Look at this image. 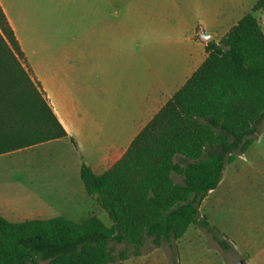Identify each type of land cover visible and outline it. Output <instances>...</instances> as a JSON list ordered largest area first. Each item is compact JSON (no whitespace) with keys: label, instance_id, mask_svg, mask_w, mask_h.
<instances>
[{"label":"trees","instance_id":"1","mask_svg":"<svg viewBox=\"0 0 264 264\" xmlns=\"http://www.w3.org/2000/svg\"><path fill=\"white\" fill-rule=\"evenodd\" d=\"M259 0L219 42L209 41L204 63L103 175L83 165L88 195L113 227L92 216L9 222L0 216V264H114L184 237L191 226L224 236L200 216L226 166L253 145L264 122V31ZM68 137L32 78L19 41L0 5V156ZM181 179L177 183L175 178ZM112 243L127 249L115 255Z\"/></svg>","mask_w":264,"mask_h":264},{"label":"crops","instance_id":"2","mask_svg":"<svg viewBox=\"0 0 264 264\" xmlns=\"http://www.w3.org/2000/svg\"><path fill=\"white\" fill-rule=\"evenodd\" d=\"M110 1L85 0L83 15L77 21L70 16L76 11L71 12L67 7H57V15L52 20L47 19V10L39 4L0 0L32 78L41 85L68 133L66 138L29 148L52 145L64 150L66 159L62 160V171L69 179L61 186L60 193L53 189L45 192L53 198L59 195L63 201L47 200L45 193L36 192L34 186L18 182L21 191L16 189L11 196L3 191L5 188L0 189V216L9 222L49 220L54 218L49 217L54 211H61L56 217L72 221L73 214L85 209L74 211L68 207L78 200L87 209V219L95 216L103 222L104 212L96 199L88 195L82 182V166L89 167L98 176L110 170L204 63L208 56L207 43L219 42L259 0H211L208 5L206 0H192L191 20L183 16L176 25L168 24V31L152 37H142L140 26L131 27L122 16L110 21ZM166 2L180 6V0ZM115 13L119 18V10ZM203 34L210 39H205ZM162 48L164 52L159 55L158 49ZM224 173L221 183L204 199L200 210L211 197L222 195L221 189L226 183ZM192 229L193 226L179 241ZM222 235L231 246L228 252L241 257L245 264L256 263L257 255H252L250 248L246 250L232 237ZM255 236L248 244L252 248L256 238L260 239L258 253L262 255L264 227Z\"/></svg>","mask_w":264,"mask_h":264},{"label":"rangeland","instance_id":"3","mask_svg":"<svg viewBox=\"0 0 264 264\" xmlns=\"http://www.w3.org/2000/svg\"><path fill=\"white\" fill-rule=\"evenodd\" d=\"M23 2L37 6L39 4V7L47 10V19L52 20L57 15L55 13L59 9L57 7H67L71 12L76 11L72 15L70 13V16L78 21L83 15L81 12L85 5V0H23ZM210 2L211 0H206L205 4L208 5ZM121 6L122 10H120ZM109 7L110 21L120 19L122 16L131 27L140 26L142 37L162 35L167 30L168 24L176 25L183 16L191 20L193 15L192 0H180L178 7L176 4L170 6L166 0H111ZM117 10H119V18L116 17ZM255 16L264 27V13H255ZM163 50V48L158 49V54L163 53ZM159 63L158 59V65ZM64 159H66L64 150L52 145L1 156L0 189L5 188L3 191L11 196L13 192L20 190L18 183L20 182L27 187L34 186L38 193L44 194L49 189L60 193L61 186H64L69 179L62 171ZM224 178L226 183L221 189L223 196L211 197L209 203L200 210V216L207 217L216 231L232 237L238 244L240 243V247L247 248L246 250L250 248L252 255H257L254 264H261L264 254L258 253L260 239L256 238L252 248L249 244L264 227V122L252 147L243 157L239 156L233 164L226 166ZM175 181L181 183L178 177ZM44 197L50 201L51 199L63 201L59 195L53 198L49 193H45ZM64 207L67 206L62 208ZM68 207L74 211L85 208L71 216L73 222L79 223L89 217L85 205L79 200L73 201ZM101 210L105 214L103 223L107 227L113 226L107 213L102 208ZM58 213L61 211H54L49 217L55 218ZM207 232L204 228L194 225L185 239L172 244L164 243L161 247H155L150 238H145L141 256L130 254L128 260H117L114 264H237L243 260L231 251L218 249L213 243V236ZM111 247L116 256L127 249L125 244L112 243Z\"/></svg>","mask_w":264,"mask_h":264},{"label":"water","instance_id":"4","mask_svg":"<svg viewBox=\"0 0 264 264\" xmlns=\"http://www.w3.org/2000/svg\"><path fill=\"white\" fill-rule=\"evenodd\" d=\"M203 37H204L205 39H210V36H209V35H206V34H203ZM237 264H245V262H244V261H240V262L237 263Z\"/></svg>","mask_w":264,"mask_h":264}]
</instances>
